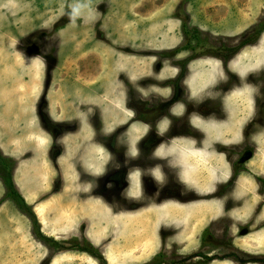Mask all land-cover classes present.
<instances>
[{"label": "rangeland", "instance_id": "1", "mask_svg": "<svg viewBox=\"0 0 264 264\" xmlns=\"http://www.w3.org/2000/svg\"><path fill=\"white\" fill-rule=\"evenodd\" d=\"M263 21L264 0H0V157L38 223L0 163V264H264ZM227 107L228 143L195 130Z\"/></svg>", "mask_w": 264, "mask_h": 264}, {"label": "trees", "instance_id": "2", "mask_svg": "<svg viewBox=\"0 0 264 264\" xmlns=\"http://www.w3.org/2000/svg\"><path fill=\"white\" fill-rule=\"evenodd\" d=\"M263 30H264V21L260 25L258 31H263ZM192 32L194 33L193 39H197L198 38L197 36H199L200 32L197 29H192ZM244 45H246V44H244ZM178 49H184V47L183 48L180 47ZM236 51H237V49H235V48H233V49H230V48H228V49H226V48H217L216 50L209 51L208 53L200 54V55H212V56L223 57L224 59H228V57L233 55ZM0 163L3 166H6V168L9 169V171H7L6 179H5L6 185H7L8 196L12 197L18 204H20L21 207H23L24 210L27 211V213H29V215L31 216L32 221H34L35 225L38 227V223L36 221V218H35L32 210H31V208H29L27 206L25 201L21 198L19 193L14 188V184L12 182V176H11V167L13 166V162L8 160V159L7 160L4 159L1 156L0 157ZM41 237L44 240H47V241L49 240L48 238H46L44 236H41ZM79 250L82 251V252H86L87 254H89L91 256H94L95 258H97L99 260H102V256L100 255V253L97 250H95L94 248H92L91 245L85 244V247L84 248H79ZM158 256L159 257L154 258V260L152 262L148 263V264H163V259H162L163 255H158Z\"/></svg>", "mask_w": 264, "mask_h": 264}, {"label": "crops", "instance_id": "3", "mask_svg": "<svg viewBox=\"0 0 264 264\" xmlns=\"http://www.w3.org/2000/svg\"><path fill=\"white\" fill-rule=\"evenodd\" d=\"M199 65H200L199 67H200L201 70L202 69L206 70V67H207L208 63L201 62V60H200ZM203 78H204V76H203ZM223 98H224V96H223ZM225 103H228V96L226 97ZM225 103H224V105H225ZM226 106H228V105L226 104ZM223 111L227 115V118H225V117L224 118H219V117L214 118L213 122H208L207 121V122H205L203 124H200L202 126V128H199V127H197L196 124H194L195 130H198V132L200 134H202L203 136H208V138H212L213 137V138L217 139L218 142L219 141H227V143H228V107L226 108V110H223ZM77 132L78 131L74 132L76 134V138H78V136H79V133L77 135ZM38 134L41 135L39 132H38ZM204 139H206V137H204ZM178 148L180 149L181 146H179ZM196 156H198V154ZM199 156H201V155L199 154ZM86 165H88V164H86ZM87 171H90V169H88V166H87ZM40 179L41 178H38V179L34 178V180H33V178H30V180L33 181V185H38L39 184L38 182H39ZM22 180H23V178L20 181H22ZM20 181L18 183H19V185L21 187V186H23L22 185L23 183H21ZM16 185H18V184H16ZM22 188H24V187H22ZM20 193L24 196V199L26 201L32 200V198H31L32 195L30 193H28V190L24 191V192H22L20 190Z\"/></svg>", "mask_w": 264, "mask_h": 264}, {"label": "flooded vegetation", "instance_id": "4", "mask_svg": "<svg viewBox=\"0 0 264 264\" xmlns=\"http://www.w3.org/2000/svg\"><path fill=\"white\" fill-rule=\"evenodd\" d=\"M157 120H158V118L152 123H144V124L148 125L149 132H152V131H154V129H156V125L159 124V123L157 124Z\"/></svg>", "mask_w": 264, "mask_h": 264}]
</instances>
